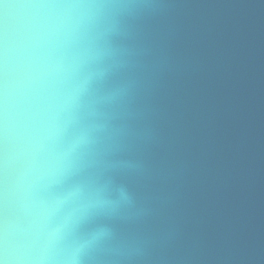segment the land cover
<instances>
[{
	"label": "water",
	"instance_id": "1",
	"mask_svg": "<svg viewBox=\"0 0 264 264\" xmlns=\"http://www.w3.org/2000/svg\"><path fill=\"white\" fill-rule=\"evenodd\" d=\"M28 2L56 5L42 17L74 27L84 74L129 64L135 91L122 112L146 167L147 264H264V0H141L135 17L111 6L120 0ZM100 3L110 6L67 7ZM108 45L130 54L102 57ZM20 76L9 30L0 38V211L4 203L10 227L30 178ZM97 94L91 86L87 107ZM109 175L88 171L94 193Z\"/></svg>",
	"mask_w": 264,
	"mask_h": 264
},
{
	"label": "clouds",
	"instance_id": "2",
	"mask_svg": "<svg viewBox=\"0 0 264 264\" xmlns=\"http://www.w3.org/2000/svg\"><path fill=\"white\" fill-rule=\"evenodd\" d=\"M0 5V38L11 30L21 50L30 177L11 227L4 203L0 211V264H147L146 167L130 147L134 132L122 112L135 91V82L123 75L127 60L84 74L83 39L73 26L45 20L39 11L56 5L28 0H0ZM111 6L135 17L142 3L120 0ZM129 54L110 45L101 53ZM91 86L98 94L94 106L87 107ZM98 166L110 175L94 193L87 173ZM80 175L85 178L58 190L66 178ZM118 176L132 178L137 188L118 181ZM84 225L88 227L82 230Z\"/></svg>",
	"mask_w": 264,
	"mask_h": 264
}]
</instances>
